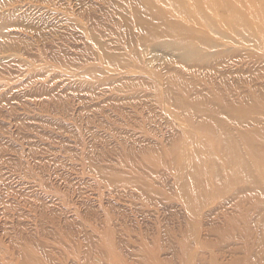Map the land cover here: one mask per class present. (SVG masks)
<instances>
[{
    "label": "rangeland",
    "instance_id": "rangeland-1",
    "mask_svg": "<svg viewBox=\"0 0 264 264\" xmlns=\"http://www.w3.org/2000/svg\"><path fill=\"white\" fill-rule=\"evenodd\" d=\"M224 2L0 0V264H264V4Z\"/></svg>",
    "mask_w": 264,
    "mask_h": 264
},
{
    "label": "bare ground",
    "instance_id": "bare-ground-1",
    "mask_svg": "<svg viewBox=\"0 0 264 264\" xmlns=\"http://www.w3.org/2000/svg\"><path fill=\"white\" fill-rule=\"evenodd\" d=\"M244 1L245 2H244V5L242 6L243 7L242 12L246 13V15L248 16L249 19H253L254 21H258L260 23L261 18H263L262 17V15H263V8H262L263 5L262 4H264V0H244ZM193 2L196 5H194L192 8L204 7L206 9L214 11V12H216V11L221 12L222 15H224L227 12H229V14H230L232 11V10L229 11L231 7L227 6L226 3L224 2V0H193ZM227 139H228V137H227ZM228 149H229V151L231 150V147L229 145L227 146V150ZM239 158H241V157H239ZM238 163L240 165L241 171L246 169L245 166L247 167V165L244 162L242 163V161H239Z\"/></svg>",
    "mask_w": 264,
    "mask_h": 264
}]
</instances>
